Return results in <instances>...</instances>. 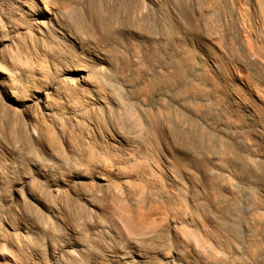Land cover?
Wrapping results in <instances>:
<instances>
[{
    "label": "clouds",
    "instance_id": "clouds-1",
    "mask_svg": "<svg viewBox=\"0 0 264 264\" xmlns=\"http://www.w3.org/2000/svg\"><path fill=\"white\" fill-rule=\"evenodd\" d=\"M42 3L0 0V264H264V0Z\"/></svg>",
    "mask_w": 264,
    "mask_h": 264
},
{
    "label": "bare ground",
    "instance_id": "bare-ground-1",
    "mask_svg": "<svg viewBox=\"0 0 264 264\" xmlns=\"http://www.w3.org/2000/svg\"><path fill=\"white\" fill-rule=\"evenodd\" d=\"M38 6L42 9L41 12L38 13L39 17H45L47 15V9L44 8V5L42 3V0H37ZM249 51L252 52L253 48L251 45V42H249ZM253 111H255L253 109ZM257 119H259V116L257 114ZM49 141L51 143H56V136L53 133L49 134ZM32 176H33V180H34V185H33V190L32 191H26L25 192V199L28 201V204L25 205V215L29 216L31 220L35 221V222H39V223H43L44 219L42 216V213L44 215H47L48 213L45 211L46 208L48 207L46 204V195L43 189V185L46 183L47 181V173L45 172L44 169L39 168V167H33L30 169ZM4 188L3 186H0V191H3ZM10 196L13 199H19V194L16 191H11L10 192ZM3 197H0V200H3ZM7 227V225H5ZM23 227V226H21ZM9 231H12L11 228H9ZM0 252H3L2 250H0ZM6 254V253H5ZM0 256H3V258L6 259H11L7 254L6 255H2V253H0Z\"/></svg>",
    "mask_w": 264,
    "mask_h": 264
},
{
    "label": "rangeland",
    "instance_id": "rangeland-1",
    "mask_svg": "<svg viewBox=\"0 0 264 264\" xmlns=\"http://www.w3.org/2000/svg\"><path fill=\"white\" fill-rule=\"evenodd\" d=\"M249 103L251 104L252 108L256 111V105H255V103L253 101H249ZM0 253H2V255H6L4 252H0Z\"/></svg>",
    "mask_w": 264,
    "mask_h": 264
}]
</instances>
